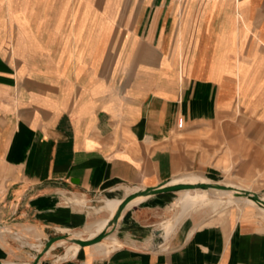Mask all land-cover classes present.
Returning <instances> with one entry per match:
<instances>
[{
    "label": "crops",
    "instance_id": "crops-1",
    "mask_svg": "<svg viewBox=\"0 0 264 264\" xmlns=\"http://www.w3.org/2000/svg\"><path fill=\"white\" fill-rule=\"evenodd\" d=\"M192 173L264 187V0H0L1 263L33 264L98 200L118 199L95 210L104 222L137 190L207 181ZM198 192L143 198L118 245L54 254L64 242L37 264H264L245 202L151 248L172 196L184 207Z\"/></svg>",
    "mask_w": 264,
    "mask_h": 264
},
{
    "label": "rangeland",
    "instance_id": "rangeland-1",
    "mask_svg": "<svg viewBox=\"0 0 264 264\" xmlns=\"http://www.w3.org/2000/svg\"><path fill=\"white\" fill-rule=\"evenodd\" d=\"M188 176L199 177L200 175H198L196 173H192V174H189ZM201 178L206 179L205 177H201ZM260 179L261 178H260L259 174L257 177H254V178H252L251 176L248 178H244V177L241 178L237 175H234L231 173L230 174L226 173V174H224V176L216 178L215 180H210V179H206V180L210 184H215V185H219V186L234 185L236 187L243 188V189H249V188H247V186L251 185V188H250L251 192L256 193L259 197H264V187H263V185H260L262 182ZM210 191L212 193V190H210ZM127 193H130V192H127ZM180 197L181 196L179 193L173 195L172 199L169 201L167 206L160 211V220H158L159 224L161 223L163 226L164 224H167V223H174L177 220H178L177 223H179L180 221H182L186 217H194L196 220L199 219L201 221H206V222L215 221L218 218H220V216H223V213L226 210L238 211V208L235 207V205L239 204L242 201V200H240L237 203H234L233 200L223 201L226 198H221L220 200H222V201H220V200H216V197L214 195H210V198L204 199V200L198 202L196 205H194L192 207H186L184 209L183 207H181L177 203L180 200ZM71 200H77L79 202L82 201L79 198H70L67 201L71 202ZM107 200H118V199L107 198V199H103V201L98 200V202L94 203L93 205L95 208L90 210L88 213V215L91 219L85 227H87L88 225H90V224H92L98 220H102V219H105L108 217L107 213H105V214H94L95 210L103 207ZM81 203L82 204L78 205V206H84L85 205V203L83 201ZM239 207L242 208L241 205ZM249 208L256 210L257 220L259 222L264 223L263 213L260 212V210L257 207H249ZM85 227L80 229V230H76L74 232H71L70 233L71 235H69V237L76 238L75 236L72 235V234L76 233V234L80 235V238L86 239L89 236V232L85 229ZM107 232H108L107 237H110V240L102 241L103 243H105L106 249H108L109 247H114V246L118 245V242L114 237V229L112 227H109L107 229ZM113 242H114V244H113ZM70 243H72V242L66 241V243L64 245L57 247L54 250V254L63 253L64 247L69 245ZM31 246L35 247L34 245H31Z\"/></svg>",
    "mask_w": 264,
    "mask_h": 264
},
{
    "label": "water",
    "instance_id": "water-1",
    "mask_svg": "<svg viewBox=\"0 0 264 264\" xmlns=\"http://www.w3.org/2000/svg\"><path fill=\"white\" fill-rule=\"evenodd\" d=\"M194 189H201V190H209V189H221V190H228L231 188H228V186H219L215 184H205V183H200V184H186V183H177V184H171L167 185L166 183L161 184L158 187L155 188H147L143 190H137L136 192L126 196L119 208L118 212L114 218L115 225L117 221L119 220L121 216V212L123 211L124 207L133 199L139 196H154L162 193H168V192H180L184 190H194ZM238 194H235L236 197H244L248 198L249 200H252L253 202L256 203V205L260 208L264 209V200H262L256 193H253L251 191L247 190H235ZM114 229V228H113ZM108 235L107 230L99 233L97 236H95L92 239H76L74 237H69V235H61L56 238L51 239L50 241L47 242V244L44 246L43 250L39 253V255L36 257L35 261L33 264H37L42 256L51 248L53 244H55L58 241L65 240V241H71L72 243L78 244L80 247H85V246H90L97 244L101 242L106 236ZM165 239V233L163 229H157L152 231V239L150 241V246L152 249H157L160 245L164 243ZM0 264H2L0 262Z\"/></svg>",
    "mask_w": 264,
    "mask_h": 264
},
{
    "label": "bare ground",
    "instance_id": "bare-ground-1",
    "mask_svg": "<svg viewBox=\"0 0 264 264\" xmlns=\"http://www.w3.org/2000/svg\"><path fill=\"white\" fill-rule=\"evenodd\" d=\"M176 180V179H175ZM173 180L172 181V184L173 182L175 181ZM200 183H205V184H210L208 181L206 182H195L194 184H200ZM188 184V183H186ZM171 185V184H169ZM225 186H228V188H231V189H228V190H221V189H209V190H201V189H194V190H199V192L197 194H195L186 204L185 206L183 207L184 209L186 207H192L194 205H196L198 202L204 200V199H208L210 198V195H214L216 197V200H220L221 198H226L225 200L223 201H226V200H236V201H233L234 203H237L239 202L240 200H242L241 202H246L245 204H249L250 206H254V207H257L260 212L263 213L264 215V209L263 208H260L256 205L255 202H253L252 200H249L248 198H244V197H236L235 194H238L235 190H246V189H243V188H239V187H236L234 185H225ZM212 190V193L211 191ZM188 191H193V190H184V191H180L179 193H182V192H188ZM249 191V190H247ZM146 197H149V196H139V197H136L135 199H133L132 201H130L123 209V211L121 212V215L124 211H126L127 209H129L131 206H133L137 201L143 199V198H146ZM262 200H264V197H260ZM212 199V198H211ZM123 200V199H122ZM122 200L120 201L119 205L117 206L116 210L114 211L113 215L111 216L110 220L109 221H104V222H96V223H93V224H90L88 225L87 227H85V229L89 232L90 229H92L93 227H105V230H107L109 227H112L114 228L115 226V223L114 222V218L118 212V208L122 202ZM222 201V200H220ZM248 205V206H249ZM183 210V209H182ZM185 211V210H184ZM183 212V211H182ZM178 220L175 221L174 223H167V224H164L162 226V229L164 230V233H165V236H167L171 230L174 228V226L177 224ZM97 229V228H96ZM102 231V232H103ZM173 231V230H172ZM101 233V232H99ZM99 233H90L89 232V236L86 238V239H92L94 238L95 236H97ZM71 235V234H70ZM73 236L76 237V239H81L83 240L82 238H80V235H76L75 234H72ZM107 239V236L102 240H106ZM99 242V244H105L103 242ZM64 242H66L65 240H61V241H58L56 242L55 244H53L51 246V248L46 252V254H48V252L50 250H52L53 248H55L56 246H60L61 244H63ZM76 244V243H75ZM80 248V246L78 244H76V251H78ZM5 262V261H4ZM3 264V263H2ZM5 264H10L9 262H5Z\"/></svg>",
    "mask_w": 264,
    "mask_h": 264
},
{
    "label": "built area",
    "instance_id": "built-area-1",
    "mask_svg": "<svg viewBox=\"0 0 264 264\" xmlns=\"http://www.w3.org/2000/svg\"><path fill=\"white\" fill-rule=\"evenodd\" d=\"M182 125H183V121H182V119H179V120H178V128H181Z\"/></svg>",
    "mask_w": 264,
    "mask_h": 264
}]
</instances>
